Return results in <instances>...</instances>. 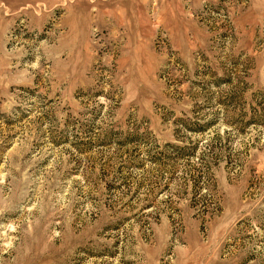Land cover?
Here are the masks:
<instances>
[{"label": "rangeland", "instance_id": "rangeland-1", "mask_svg": "<svg viewBox=\"0 0 264 264\" xmlns=\"http://www.w3.org/2000/svg\"><path fill=\"white\" fill-rule=\"evenodd\" d=\"M0 264H264V0H0Z\"/></svg>", "mask_w": 264, "mask_h": 264}]
</instances>
